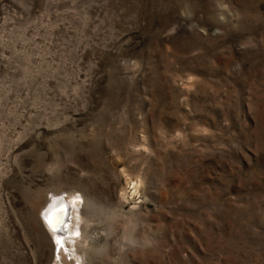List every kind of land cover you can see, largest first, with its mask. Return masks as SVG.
Returning a JSON list of instances; mask_svg holds the SVG:
<instances>
[{
    "label": "rangeland",
    "instance_id": "1",
    "mask_svg": "<svg viewBox=\"0 0 264 264\" xmlns=\"http://www.w3.org/2000/svg\"><path fill=\"white\" fill-rule=\"evenodd\" d=\"M57 195L67 264H264V0H0V264Z\"/></svg>",
    "mask_w": 264,
    "mask_h": 264
},
{
    "label": "bare ground",
    "instance_id": "2",
    "mask_svg": "<svg viewBox=\"0 0 264 264\" xmlns=\"http://www.w3.org/2000/svg\"><path fill=\"white\" fill-rule=\"evenodd\" d=\"M63 198H64L63 200L60 199V197H58V198L52 197V198L48 199L46 202H44L43 206L40 208V211L38 213L40 214L39 219L43 223L44 227L47 229L49 234L55 238V248H56L57 255H58L59 259L62 258L63 262H65V264H67L68 261L65 260L67 258V256L73 257V256H75V253H76V252H74L75 245L72 244V242H74L75 241L74 239H76L78 236L76 238H74L73 234L76 233L77 229H81L82 227L80 226L81 228H78L79 225L77 222H71L69 215H71L70 211H71L72 203H71V201L69 202V200L66 199L65 197H63ZM63 201H65V204L63 203ZM77 209H79V208H77ZM75 212L78 213L79 211H75ZM62 214H63V216H62ZM66 214L68 217L65 220ZM73 215H74V213H73ZM73 218H74V216H73ZM75 243H76V241H75ZM77 244H79V243H77ZM81 247H82V244H81ZM78 248L79 247L75 248V250ZM83 254H84V252H83ZM79 257H77V259H79ZM73 259H75V257ZM62 260H61V262H62ZM77 261H79V260H77ZM80 262H81V260H80ZM75 263H76V261H75Z\"/></svg>",
    "mask_w": 264,
    "mask_h": 264
},
{
    "label": "water",
    "instance_id": "3",
    "mask_svg": "<svg viewBox=\"0 0 264 264\" xmlns=\"http://www.w3.org/2000/svg\"><path fill=\"white\" fill-rule=\"evenodd\" d=\"M58 197H60V199H62V200L64 199L63 196H57L56 198H58ZM63 203L65 204V201H63ZM62 212H63V211H62ZM62 216H63V214H62ZM67 217H68V216H67V214H66L65 220L67 219Z\"/></svg>",
    "mask_w": 264,
    "mask_h": 264
}]
</instances>
